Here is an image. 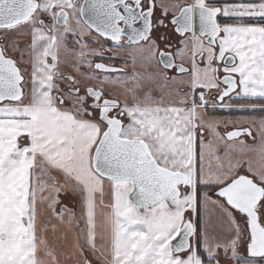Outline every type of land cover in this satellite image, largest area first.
Here are the masks:
<instances>
[{"label": "snow or ice", "instance_id": "snow-or-ice-1", "mask_svg": "<svg viewBox=\"0 0 264 264\" xmlns=\"http://www.w3.org/2000/svg\"><path fill=\"white\" fill-rule=\"evenodd\" d=\"M257 112L264 0H0V264H264Z\"/></svg>", "mask_w": 264, "mask_h": 264}, {"label": "flooded vegetation", "instance_id": "flooded-vegetation-1", "mask_svg": "<svg viewBox=\"0 0 264 264\" xmlns=\"http://www.w3.org/2000/svg\"><path fill=\"white\" fill-rule=\"evenodd\" d=\"M27 39V38H26ZM107 55H118L121 59H129V57H128V55H127V53H107ZM103 62H105V63H113V64H115V66L116 67H124V65L120 62V60H116V61H109V60H104ZM70 69L69 68H65V71H69ZM134 71V69L133 68H131V67H127L126 68V72L127 73H132ZM135 71H138V72H143V71H145L143 68H140V67H137L136 69H135ZM148 71H152V69L151 68H149L148 69ZM147 89H145V91H146ZM141 95H143V93H141ZM232 103H234L235 101L233 100V101H231Z\"/></svg>", "mask_w": 264, "mask_h": 264}, {"label": "trees", "instance_id": "trees-1", "mask_svg": "<svg viewBox=\"0 0 264 264\" xmlns=\"http://www.w3.org/2000/svg\"><path fill=\"white\" fill-rule=\"evenodd\" d=\"M241 102H243V103H247L248 101H241ZM217 113H220V114H221V112H217ZM246 114H247V113H246ZM254 114L257 115V116L264 115V113H259V112L254 113Z\"/></svg>", "mask_w": 264, "mask_h": 264}, {"label": "rangeland", "instance_id": "rangeland-1", "mask_svg": "<svg viewBox=\"0 0 264 264\" xmlns=\"http://www.w3.org/2000/svg\"><path fill=\"white\" fill-rule=\"evenodd\" d=\"M156 95L159 96V93H157ZM237 103H243V102H241V101H237ZM216 114H217V115H224L225 113H221V114H220V113H216Z\"/></svg>", "mask_w": 264, "mask_h": 264}, {"label": "crops", "instance_id": "crops-1", "mask_svg": "<svg viewBox=\"0 0 264 264\" xmlns=\"http://www.w3.org/2000/svg\"><path fill=\"white\" fill-rule=\"evenodd\" d=\"M234 101H235L234 103H237V101H246V100H234ZM66 202L71 204V201H66Z\"/></svg>", "mask_w": 264, "mask_h": 264}]
</instances>
